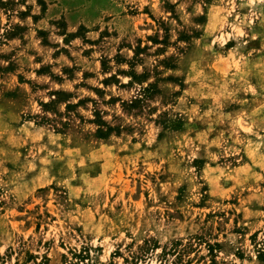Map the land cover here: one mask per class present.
I'll return each instance as SVG.
<instances>
[{
	"label": "rangeland",
	"instance_id": "374dc122",
	"mask_svg": "<svg viewBox=\"0 0 264 264\" xmlns=\"http://www.w3.org/2000/svg\"><path fill=\"white\" fill-rule=\"evenodd\" d=\"M110 2L0 0V264H264V0Z\"/></svg>",
	"mask_w": 264,
	"mask_h": 264
},
{
	"label": "crops",
	"instance_id": "0c3cea01",
	"mask_svg": "<svg viewBox=\"0 0 264 264\" xmlns=\"http://www.w3.org/2000/svg\"><path fill=\"white\" fill-rule=\"evenodd\" d=\"M86 6H88V4L84 5V7H86ZM97 10H98V18L95 20L96 23L100 22L101 20H104V19H102V17L107 12H111V15H112L111 21H112V23L113 22H117L118 16H120V13H121V11L119 10L118 5H117V0H112V2H110L108 5L107 4L100 5ZM81 12L82 13H78L79 17H77V19H75V20L71 19L70 21H68V27L70 29L74 28L76 25H79V24H83L85 26H90V24H92L94 22L93 21L94 20L93 17L88 12V7L85 8ZM124 20H125V18H124Z\"/></svg>",
	"mask_w": 264,
	"mask_h": 264
}]
</instances>
